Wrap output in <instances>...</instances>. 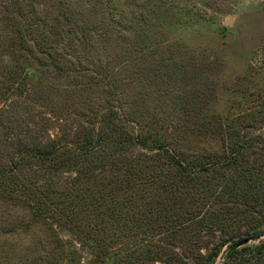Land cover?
<instances>
[{"label":"rangeland","instance_id":"1","mask_svg":"<svg viewBox=\"0 0 264 264\" xmlns=\"http://www.w3.org/2000/svg\"><path fill=\"white\" fill-rule=\"evenodd\" d=\"M66 13L73 24L68 35L60 18ZM9 19L19 21L31 44L46 41L69 69L78 63L86 76L77 84L56 78L48 55L16 50ZM69 48L75 62L63 55ZM53 50L47 53L55 57ZM106 59L103 73L117 78L116 89L89 75ZM108 110L114 116L104 122L105 144L90 156V166L104 158L105 177L114 186L126 184L128 158L139 152L116 146L120 135L112 128L120 121L209 168L181 183L162 159L154 167L147 160V170L163 174L168 203L145 204L150 196L138 199L144 195L138 190L131 211L141 223L132 232H114L120 238L113 264H205L219 246L213 264H223L234 241L264 230V0H0V166H10L17 142H76ZM25 169L39 168L31 162ZM66 169L32 180L57 198L68 196L75 173ZM98 173L90 169L88 176ZM109 195L125 201L134 194ZM67 228L52 219L36 221L23 203L14 207L0 199V264L50 261L59 251L77 255L52 264H89L87 248ZM98 233L80 239L93 245ZM262 241L264 234L236 247L228 264H264V255L256 260L240 251Z\"/></svg>","mask_w":264,"mask_h":264},{"label":"trees","instance_id":"2","mask_svg":"<svg viewBox=\"0 0 264 264\" xmlns=\"http://www.w3.org/2000/svg\"><path fill=\"white\" fill-rule=\"evenodd\" d=\"M80 14L81 10L76 12L77 16ZM17 16L18 19H21L19 15ZM60 18L64 22L63 29L67 27L64 33H66V35L72 34L71 29L68 27L73 25L71 20L72 14L66 13ZM8 22L7 27H9L11 31L14 44L13 47L16 50L28 52L30 56L34 53L36 55H48L49 63L47 66L56 78L67 79V81L77 84L79 83L77 81L78 77L86 76L84 75L86 72L83 73L84 69L81 68L78 63L75 67L69 69L62 58L56 56V50H53V46L47 47L46 41L42 42V44H31L32 40L30 41L29 35L26 34L19 25L20 23L18 20H13V22H11L9 19ZM118 23L119 21L110 25L114 26ZM53 45L56 46V43L54 44L53 42ZM50 50L54 51L55 57L51 56L52 54H48ZM66 53L63 54L66 59H70V62L76 61V59L73 58L74 56L71 55L74 51H71L69 48L66 49ZM38 57L39 58H37V56L34 57V60L39 64L43 56ZM103 62L108 66L109 60L106 59L94 66L95 68L92 66L93 68L89 72V75L95 78L99 77L108 87L116 89L118 80L117 78H112L108 72L103 73ZM82 81L83 80H80V82ZM113 116L114 112L112 110L101 113L94 124L93 130L81 138H78L76 142L68 143L60 139L55 141L51 140L46 144L17 142V148L10 160V166L8 168L0 166L1 202L4 205L14 207L19 203L21 205L23 203L24 206L29 208L34 220L38 221L41 219L45 221L47 219H52L56 225L68 227L67 229L74 235V239L87 248L88 254L91 257L90 260H92H89V264H113L116 262L115 256H118L119 250L114 253L112 249L114 247L113 245L117 243L116 239L120 238V236H115L116 234L114 232L121 231L118 230L121 228H125L128 232H132V229L139 226L141 223L138 218H135L136 213L131 211V209L137 207L134 203V197L140 188H142L144 195L142 194V196H140L141 198L138 199L150 196L145 204L156 206L160 203L165 205L168 203L165 200L167 196L164 186L166 184L163 182V174L158 170H156L154 174V170H147V164L145 163L147 160H150V163L154 162V167L158 158H160V161H158L159 163H161L162 159L179 174L178 182L181 183L187 179L191 181L197 175H205L209 171V168L204 163L197 164L194 160H190L185 156L178 157L172 154L165 145L164 139L162 140L161 138L155 137L153 134L145 133L142 127H139V129L134 132L129 131L122 125L126 124V121H120V124L112 128L114 132L120 135L115 138L116 146L122 150L124 148L127 150L133 147L139 152L134 159L128 158L127 167L130 169H127L128 179L126 180V184L114 186V184L105 177L107 170L103 168L104 165H106L104 163H107V161L104 160V158L99 159L100 164L96 163L93 168L90 166V156L105 144L106 135H104V122L107 118ZM149 153L150 155H148ZM65 154H72L74 157L71 159ZM108 154H110V152H108ZM111 158L114 159V156H111ZM33 161L36 164H34ZM83 161H87L88 163H83ZM31 162L33 166L39 169L31 172L25 169V165H29ZM64 165L67 168L66 171H73L75 173V177L72 178V189L69 191L68 196L67 194L64 196V193H61L57 198L49 186L40 189L36 186L35 182H33L32 178L40 174L49 175L50 173H55L57 175L59 173L57 171ZM99 166H101V169L98 168ZM90 169L99 170V173L95 175L90 174L88 176V171ZM86 179L87 182H84ZM157 181L159 183L154 186L153 183ZM176 184L177 182L172 180V186ZM81 185L85 187H81ZM150 187H154V190ZM122 188H124V190H121ZM109 190H116L122 193L125 191L127 195H134L129 197L126 196V200L123 201L122 199H116L114 195L110 197ZM126 204L127 206L125 207ZM164 208L165 207H163V209ZM146 211L148 210L146 209ZM92 221H94V223H92ZM90 230L99 232L96 236L95 244L93 245L80 239L81 237H88L86 233ZM263 234L264 230H254L246 236L234 241L230 246L227 258L223 264H228V259L236 257L237 250L234 251L236 247L244 245L250 240H256ZM132 244L136 245L134 240ZM128 246L130 247L131 244H128ZM219 251L220 246L213 248L207 255L205 264H213ZM240 251L254 253L255 259L257 260L264 255V241L258 245L244 246L240 248ZM158 253L157 251V255ZM54 255L56 256L50 261L45 258V260L39 259L36 260L35 263H31L52 264L55 260L69 262V258L71 256H76L77 252L73 251L71 255H69L68 253L59 251L54 252Z\"/></svg>","mask_w":264,"mask_h":264},{"label":"water","instance_id":"3","mask_svg":"<svg viewBox=\"0 0 264 264\" xmlns=\"http://www.w3.org/2000/svg\"><path fill=\"white\" fill-rule=\"evenodd\" d=\"M225 39H226L227 41H230V40H231V35H230V34H227L226 37H225Z\"/></svg>","mask_w":264,"mask_h":264}]
</instances>
